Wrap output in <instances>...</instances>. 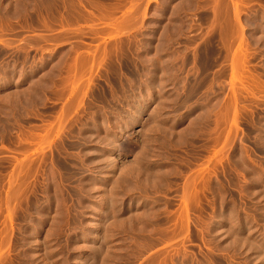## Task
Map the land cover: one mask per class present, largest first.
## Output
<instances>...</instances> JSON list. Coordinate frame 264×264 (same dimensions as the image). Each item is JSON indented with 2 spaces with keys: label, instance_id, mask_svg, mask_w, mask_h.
Returning <instances> with one entry per match:
<instances>
[{
  "label": "rangeland",
  "instance_id": "rangeland-1",
  "mask_svg": "<svg viewBox=\"0 0 264 264\" xmlns=\"http://www.w3.org/2000/svg\"><path fill=\"white\" fill-rule=\"evenodd\" d=\"M12 1L0 0V264H264V0H72L94 17L66 7L65 38L51 15L46 31L17 19L54 0ZM68 54L97 67L72 76Z\"/></svg>",
  "mask_w": 264,
  "mask_h": 264
},
{
  "label": "bare ground",
  "instance_id": "bare-ground-1",
  "mask_svg": "<svg viewBox=\"0 0 264 264\" xmlns=\"http://www.w3.org/2000/svg\"><path fill=\"white\" fill-rule=\"evenodd\" d=\"M2 1H3V0H2ZM18 1H19V0H18ZM25 1H26V0H25ZM37 1H39V0H37ZM54 1H55V2H54V5H53L52 7L49 6V9H48V7H47L46 10H43V8L40 7L43 11L39 10V6H38V8H37L38 11H36V10H35V7L33 6V7H34V12H35V13L33 12V14H29V13L31 12V10H30V8H27V7H28V5H30L31 3H30V1H26V2H29L30 4H28L27 7L23 8L21 12H18L19 9H21V8H19V9L16 10V12L18 13V18H17V19L20 20V18H23V19L25 20L26 18H27V19H28V18H30V19L32 18L33 20L36 19V20H34V22H35V21H36V22H37V21H39V22L42 21L41 23H43L44 25H42V24H40V25H42L43 30L46 31L48 27L44 29V26L46 27V22H44V21H46V19H44L45 17L43 16V14H47L48 16L51 15V17H50V16H49V17L52 18V20L55 19L59 24H61L62 32H63V34H64V37H63V38H65V36L68 37L70 33H71V35H72V33L75 32L73 29L70 28V27H71V22L67 21V22L69 23V26H70V27L68 26L69 28L67 27L68 23H67V25L64 26V24L66 23L65 21L68 20L67 18H69L68 16H67V18H66V16H65L66 13H65V12H68L69 9H70V11H69L70 14H71V13H74L73 16L77 14L76 16H77V18H78V15H79V17H80L81 20H80L79 18H78L79 20L76 18V19L78 20V22H79V21L81 22L82 19H83V22H86L87 19H92V17H94L93 12H91L90 10H85V7H84V5H83V3H84L83 1H82L83 3H80L81 1L79 0L80 2H79V3L76 2L77 4H76L75 2H73L72 0H70V2H68L67 0H65V1H64V0H54ZM74 1H76V0H74ZM88 1H89V0H88ZM90 1L92 2L93 0H90ZM90 1H89V3H86V4L84 3V4L87 6V4H90ZM4 2H5V1H4ZM16 2H17V0L14 1V3H16ZM20 2H23V1L21 0ZM20 2H19V3H20ZM26 2H25V3H26ZM34 2H35V1H34ZM34 2H33V3H34ZM39 2H40V1H39ZM44 2H48V1L46 0V1H44ZM44 2H43V3H44ZM67 2H68L69 4H68ZM94 2H95V1H94ZM96 2H97V1H96ZM0 3H1V2H0ZM6 3H7V1H6ZM9 3H11V2H9ZM12 3H13V1H12ZM14 3H13V4H14ZM17 3H18V2H17ZM33 3H32V4H33ZM50 3H52V2L50 1ZM97 3H98V2H97ZM99 3H100V2H99ZM23 4H24V2H23ZM34 4H36V3H34ZM37 4H38V3H37ZM40 4H41V2H40ZM40 4H39V5H40ZM44 4H46V3H44ZM65 4H67V6H66ZM92 4H93V3H92ZM95 4H96V3H95ZM95 4H94V6H95L96 8L98 7V9H99V6H100V5L98 6V5H95ZM10 5H11V4H10ZM10 5H9V6H10ZM15 5H16V4H15ZM50 5H51V4H50ZM6 6H8V4L5 5V8H8V7H6ZM13 6H14V5H13ZM16 6H18V5H16ZM25 6H26V5H25ZM31 6H32V5H30V7H31ZM40 6H41V5H40ZM47 6H48V5H47ZM94 6L92 5L91 7H94ZM134 6H136V5H133L132 7L134 8ZM11 7H12V5H11ZM18 7H21V4H20ZM36 7H37V5H36ZM42 7H43V4H42ZM66 7H68V8H67L68 11L65 10ZM103 7H104V6H102V9H103ZM1 8L3 9L4 6H3V7L1 6ZM5 8H4V9H5ZM13 8H14V7H13ZM44 8H46L45 5H44ZM100 8H101V7H100ZM2 9H1V10H2ZM9 9H10V7H9ZM11 9H12V8H11ZM15 9H16V7L14 8V11H15ZM27 9L30 10L29 13H28ZM86 9H87V8H86ZM131 9H132V8H131ZM4 11H5V10H2V12H4ZM14 11H13V12L11 11L10 13L13 14ZM32 11H33V10H32ZM64 11H65V12H64ZM72 11H73V12H72ZM97 11H98V10H97ZM100 11H101V10H100ZM103 11H104V10H103ZM132 11H133V10H132ZM16 12H15V16H16V14H17ZM75 12H76V13H75ZM78 12H79V14H78ZM7 13H8V12H7ZM19 13H20V15L23 16V17L20 16V18H19ZM103 13H104V12H103ZM105 13H106V12H105ZM2 14H3V16H4V13H2ZM2 14H1V15H2ZM11 14H10V15H11ZM22 14H24V15H22ZM68 14H69V13H67L66 15H68ZM129 14H130V13H129ZM133 14H134V13H133ZM5 15H6V14H5ZM10 15H8V16H10ZM106 15H107V14H106ZM113 15H114V14H113ZM8 16H7V17H8ZM12 16H13V15H12ZM12 16H10V18H11ZM15 16H14V17H15ZM76 16H74L73 19H75ZM24 17H25V18H24ZM64 17H65L66 20H64ZM127 17H128V18L125 17L127 20H125V18H123V19H124V21H122V23H124L123 25H122L120 22L117 23L118 26H119L120 24L122 25V27H121V25H120L119 27L117 26V29H118V28H119V29L123 28V31H125V30L128 29V28H126V27H127V24L130 23L132 20H134V19H133L134 16H133V18H132V17L130 18L129 16H127ZM3 18H4V17H2V19H3ZM10 18H9V19L7 18L8 21L10 20ZM50 18H49V19H50ZM129 18H130V19H129ZM4 19H5V18H4ZM7 19H6V20H7ZM12 19H13V18H12ZM47 19H48V18H47ZM33 20H32V21H33ZM50 20H51V19H50ZM55 20H53L54 23H56ZM69 20H71V17L69 18ZM77 20H76V21H77ZM84 20H86V21H84ZM10 21H11V20H10ZM10 21H9V22H10ZM12 21H13V20H12ZM20 21H22V20H20ZM26 21H27V20H26ZM29 21H30V20H29ZM47 21H48V20H47ZM71 21H73V20H71ZM74 21H75V20H74ZM74 21H73V22H74ZM111 21H112V20H111ZM34 22H33V24H35ZM64 22H65V23H64ZM80 22H79V23H80ZM15 23H16V22H15ZM26 23H27V22H26ZM31 23H32V22H31ZM47 23H48V25H49V23H51V21H49V22H47ZM54 23H53V24H54ZM131 23H132V22H131ZM29 24H30V23H29ZM37 24H38V23H37ZM37 24H35V26H38ZM73 24H76V23L74 22ZM73 24H72V25H73ZM50 25H52V24H50ZM50 25H49V26H50ZM56 25H57V24H56ZM125 25H126V27H125ZM129 25H130V24H128V26H129ZM27 26H28V25H27ZM27 26H26V27H27ZM35 26L33 25V28H34ZM53 26L55 27V25H53ZM29 27H32V26L30 25ZM38 27H39V26H38ZM40 27H41V26H40ZM40 27H39V28H40ZM42 27H41V28H42ZM56 27H59V25H57ZM111 27H113V25H111ZM115 27H116V26H115ZM9 28H10V27H9ZM22 28H23V27H22ZM33 28H32V29H33ZM124 28H126V29L124 30ZM34 29L36 30V27H35ZM52 29H53V28L50 27V31H52ZM112 29H114V28H112ZM48 30H49V28H48ZM50 31H48V32H50ZM76 31H77V30H76ZM118 31H120V30H118ZM107 32H108V31H107ZM109 32L111 33V30H110ZM113 32H115V31H113ZM120 32H121V31H120ZM120 32H119V34H120ZM51 33H52V32H51ZM63 34H60V35L63 36ZM73 34H74V33H73ZM104 34H105V33H104ZM49 35H50V34H49ZM55 36H56V35H55ZM105 36H106V35H105ZM43 37H45V36H43ZM43 37H42V38H43ZM48 37H50V38H48ZM60 37H61V36H60ZM60 37H59L58 39H61ZM37 38H38V37H37ZM47 38L50 39V40L52 39V38H51V35H50V36H47ZM47 38H45V39H47ZM63 38H62V39H63ZM35 39H36V37H35ZM39 39H40V35H39ZM48 39H47V40H48ZM55 39H56V38H55ZM58 39H56V40H58ZM41 40H43V39H41ZM47 40L44 41V42L48 43L49 40H48V42H47ZM56 40H53V41H56ZM31 41H33V43H34V37H33V40L28 41V43H30ZM38 41H39L40 43L42 42V41H40V40H38ZM36 42H37V39H36ZM39 42H37V43H39ZM37 43H35V44H36V45H35V48H36V47H39L38 50H41V48H42V51H44V50H43V49H45V47L43 48L44 45L41 47V46H39V45H40V43H39V45L37 46ZM51 43H52V42H51ZM0 44H1L2 47L5 48V49L10 47V44H9V43H4V42L1 41ZM42 44H43V43H42ZM24 45H25V44H24ZM50 45H51V44H50ZM26 46H27V48H25V49H31V48H28V46H30V44H28V45H26ZM26 46H25V47H26ZM31 46H34V45L31 44ZM48 46H49V45H48ZM48 46H47V44H46V47L48 48V49L46 48L47 51H49V50L51 49V48H50L51 46H50V47H48ZM52 46H53V44H52ZM73 46H74V45H73ZM76 46H77V45H76ZM76 46H75V48H76ZM55 47H56V45H55ZM55 47L53 46V48H55ZM81 47H84V46L81 45ZM49 48H50V49H49ZM58 48H59V47H57V50H58ZM101 48H102V47H101ZM22 49H23V51H24V52H23L24 54H25L26 52H29V51H26V52H25L24 47H23ZM32 49H34V47H32ZM78 49H79V46H78ZM86 49H87V48H86ZM99 49H100V48H99ZM106 49H107V48H106ZM1 50H2V48H1ZM46 50H45V52H46ZM52 50L54 51L55 49H52ZM59 50H60V49H59ZM63 50H64V49H63ZM76 50H77V49H75V51H76ZM83 50H84V48H83ZM2 51H3L4 54H5V50H2ZM6 51H7V49H6ZM30 51H32V50H30ZM55 51H56V50H55ZM60 51H61V50H60ZM72 51H74V48L71 50V52H72ZM75 51H74V52H75ZM80 51H81V50H80ZM89 51H90V53H92L91 50H89ZM93 51H95V49H94ZM0 52H1V51H0ZM3 52H2V53H3ZM39 52H41V51H39ZM49 52H50V51H49ZM57 52H58V51H57ZM63 52H65V51H63ZM63 52H62V53H63ZM71 52H70V50H69V53H71ZM21 53H22V52H21ZM23 53H22V55H23ZM37 53H38V52H37ZM50 53H51V52H50ZM72 53H73V52H72ZM79 53H80V52H79ZM79 53L77 52V53H75V55H76V54H79ZM81 53H84V52H81ZM81 53H80V54H81ZM95 53H97V52H95ZM111 53H112V52H111ZM0 54H1V53H0ZM29 54H30V53H29ZM40 54H41V53H40ZM42 54H43V53H42ZM47 54H48V52H47ZM51 54H52V53H51ZM63 54H67V52H65V53H63ZM73 54H74V53H73ZM73 54H72V56H75V55H73ZM84 54H85V53H84ZM84 54H83V55H84ZM1 55H3V54H1ZM20 55H21V54H20ZM22 55H21V56H22ZM44 55H46V53H45ZM53 55H54V54H53ZM56 55H57V54H56ZM70 55H71V54H70ZM83 55H81L82 57H80V58H81V61H80V58H79V57H78L79 60L76 59V57H75L74 62H72V61H73V60H72L73 57L71 58V57L69 56V54H68V56H65V57H69V58L71 59V62H70V61H68V62L72 63V68H71V69H73V73H72L73 75L70 74V76H71V75L74 76V73H76L75 75H78V76H79V74H81L82 72H85L87 69H88V71H89V73H90V71L92 70V68L96 66V64L94 63V61L96 60V59H95L96 57L93 56L94 59H95V60H93V58L91 59L90 56L88 57L87 55H86V56L84 55V56H85V57H84ZM89 55H90V54H89ZM92 55H93V54H92ZM92 55H91V56H92ZM4 56H6V55H4ZM4 56H0V58H1V57L3 58ZM23 56H24V55H23ZM60 56H62L61 53H60ZM60 56H59V57H60ZM104 56H105V55H104ZM28 57H29V56H28ZM31 57H33V56H31ZM42 57H43V56H42ZM46 57H47V56H46ZM46 57L44 56L43 58H46ZM49 57H50V55H49ZM49 57H48V58H49ZM59 57L56 56V59L59 58ZM63 57H64V56H63ZM63 57H62V58H63ZM23 58H24V57H23ZM33 58H34V57H33ZM38 58H39V59H38ZM38 58H37L38 60H42V59H43V58H41V57H38ZM40 58H41V59H40ZM105 58H106V57H105ZM26 59H27V56H26ZM28 59H29V58H28ZM49 59H50V58H49ZM65 59L68 60L67 58H65ZM65 59H64V60H65ZM100 59H101V58H100ZM33 60H36V59H33ZM45 60H47V58L44 59L43 61H45ZM50 60H52V59H50ZM57 60H58V59H57ZM61 60H63V59H61ZM64 60H63V61H64ZM97 60H98V58H97ZM54 61H55V60H54ZM59 61H60V60H59ZM63 61H62V62H63ZM100 61H101V60H100ZM47 62H48V61H47ZM51 62H52V61H51ZM62 62H61V63H62ZM68 62H64V64L66 63L65 65H69ZM78 62L80 63V65H79ZM34 63H35V61H34ZM34 63H33V64H34ZM37 63H38V62H37ZM45 63H46V62H44V64H45ZM48 63H49V62H48ZM52 63H53V62H52ZM61 63H59V64H61ZM73 63H74V64H73ZM97 63H98V61H97ZM39 64H41V66H42L41 61H40ZM55 64H58V61H57ZM62 64H63V63H62ZM62 64H61V65H62ZM100 64H101V63H100ZM48 65H49V64H48ZM61 65H59V66H61ZM93 65H94V66H93ZM44 66H46V65H44ZM44 66H43V67H44ZM53 66H54V65H52V69L54 68ZM55 66H56V65H55ZM69 66H70V65H69ZM2 67H4V66H1V68H2ZM36 67H38V66H36ZM48 67H49V66H48ZM50 67H51V66H50ZM56 67H58V66H56ZM56 67H55V69H56ZM61 67H62V66H61ZM61 67H59V68H61ZM70 67H71V66H70ZM96 67H97V66H96ZM96 67H95V68H96ZM8 68H9V67H8ZM19 68H20V67H19ZM21 68L23 69V68H24V65H23V67H21ZM45 68H46V67H45ZM62 68L64 69V67H62ZM3 69H4V68H3ZM3 69H2V71H3ZM34 69H35V68H34ZM42 69H43V68H42ZM47 69H48V68H47ZM50 69H51V68H50ZM65 69H66V68H65ZM23 70H24V69H23ZM39 70H40V69H39ZM39 70H38V71H39ZM57 70H58V69H57ZM0 71H1V70H0ZM5 71H6V69H5ZM20 71H21V69H19V73H20V75H22ZM26 71H27V70H26ZM26 71H25V72H26ZM32 71H33V70H32ZM32 71H31V72H32ZM45 71H46V69H45ZM48 71H49V70H48ZM48 71H47V72H48ZM50 71H51V70H50ZM50 71H49V72H50ZM61 71H63V70H61ZM65 71H68V70L66 69ZM3 72H4V71H3ZM16 72H17V71H16ZM27 72H30V71H27ZM36 72H37V71H36ZM36 72H35V73H36ZM39 72H40V71H39ZM51 72L54 73L53 70H52ZM51 72H50V74H49V73H48V74L51 75ZM55 72H56V71H55ZM77 72H78V74H77ZM79 72H80V73H79ZM93 72H94V71H93ZM1 73H2V72H1ZM58 73H59V71H58ZM58 73L56 72V74H58ZM66 73H67V76H68V75H69L68 72H66ZM31 74H32V73H31ZM36 74H37V73H36ZM42 74H43V73H42ZM59 74H60V73H59ZM17 75H18V74H17ZM20 75H18V77H19ZM34 75H35V74H34ZM82 75H84V73H83ZM88 75H89V74H88ZM22 76H23V75H22ZM22 76H21V77H22ZM28 76H29V74H28ZM30 76H31V75H30ZM72 76H71V78H72ZM80 76H81V75H80ZM14 77H15V75H14ZM51 77H52V75H51ZM51 77L49 76V78H51ZM54 77H55V75H54ZM81 77H82V76H81ZM30 78H31V77H30ZM38 78H39V80L41 81V76L38 77ZM67 78H68V77H67ZM74 78H75V77H74ZM20 79H21V78H20ZM31 79H32V78H31ZM31 79H30V80H31ZM34 79H35V78H34ZM63 79H64V78H63ZM72 79H73V78H72ZM77 79L79 80V81H78V83H79V82H80L79 77L76 78V82H77ZM42 80H43V79H42ZM48 80H50V79H48ZM18 81H19V80H18ZM18 81H17L16 83H19V82H20V81H19V82H18ZM21 81H22V80H21ZM31 81H32V80H31ZM44 81L47 82L46 80H44ZM33 82H35V80H34ZM65 82H66V81H65V79H64L63 83H65ZM69 82H70V81H68V83H69ZM72 82H73V81H72ZM89 82H90V80H89ZM73 83H74V82H73ZM73 83H72V84H73ZM78 83H77V84H78ZM69 84H70V83H69ZM75 84H76V83H75ZM87 85H88V84H87ZM72 87H74V89H75V88H77V85L72 86ZM67 88H68V87H67ZM70 90H72V89H70ZM78 91H79V90H78ZM75 92H77V90H76ZM84 94H85V93H84ZM63 95H64V94H63ZM69 95H70V93H69ZM78 95H79V92H78ZM78 95H77V93L75 94V96H77V97L80 98V99H81L82 96H83V95H79V96H80V97H79ZM75 96H74V97H75ZM2 99H3V98H2ZM76 99H77V98H76ZM80 99H78V100L80 101ZM83 100H84V99H83ZM0 101L3 103V100H0ZM74 101H75V100H74ZM81 101H82V100H81ZM4 102L7 103V101H4ZM72 102H73V101H72ZM79 103H80V102H78L77 104H79ZM7 104H8V103H7ZM72 104H73V103H72ZM79 105H82V102H81V104H79ZM0 106H2V105H0ZM4 106H6V105H4ZM4 106H3V107H4ZM68 106H69V105H68ZM74 107H75V106H74ZM1 108H2V107H1ZM68 108H69V107H67V111H71V110H69V109H71V108H69V109H68ZM77 108H78V107H77ZM4 109H5V108H2V109L0 110V111H1V112H0L1 115H2V110H4ZM5 110H6V109H5ZM5 110H4V111H5ZM62 110H63V109H62ZM65 110H66V109H64V112H65ZM137 111H138V110H137ZM10 112H11V111H10ZM3 113H4L3 115H5V112H3ZM65 113H66V112H65ZM65 113H62V114L60 115V116H61V117H60V121H61V122L63 121L64 117L67 116V115L65 116ZM74 113H76V112H74ZM7 114H8V112H7ZM66 114H67V113H66ZM133 114H134V113H133ZM7 116H9V115H6V118H7ZM2 117H3V116H2ZM10 117H11V116H10ZM66 118H67V117H66ZM58 119H59V118H58ZM0 120L2 121V118H1ZM3 120H5V119H3ZM126 120H127V119H126ZM129 120H130V119H129ZM1 121H0V123H2V122H3L4 124L6 123V122H4V121H2V122H1ZM5 121H6V120H5ZM65 121H66V120H65ZM65 121H63L62 123H64ZM57 122H58V121H57ZM125 122H126V121H125ZM59 123H60V122H59ZM4 124H2V127L5 126ZM57 124H58V123H57ZM64 124H65V123H64ZM0 125H1V124H0ZM6 126H8L7 123H6ZM64 126H65V125H63L62 127H64ZM2 127H1V129H2ZM62 127L60 126L61 129H63ZM98 127H99V125H98ZM5 128H7V127H5ZM49 128H50V127H49ZM58 128H59V127H58ZM100 128H101V127H100ZM1 129H0V130H1ZM3 129H4V127H3ZM10 129H11V127H10ZM10 129H9V130H10ZM118 129H119V128H118ZM5 131H6V130H5ZM5 131H4V132H5ZM48 131H50V130H48ZM48 131H47V132H48ZM60 131H61V130H60ZM116 131H117V130H116ZM119 131H120V130H119ZM119 131H118V132H119ZM0 132L2 133V131H0ZM47 134H48V133H47ZM47 134H46V137H44L43 139H48L47 136H48L49 134H48V135H47ZM27 135H28V134H27ZM29 135H30V134H29ZM39 136H40V135H39ZM37 137H38V136H37ZM42 137H43V136H42ZM38 138H39V137H38ZM40 138H41V137H40ZM40 138H39V139H40ZM35 139H37V138H35ZM39 139H38V140H39ZM43 139H42V142H43ZM108 140H109V139H107L106 142H110V141H111V140H110V141H108ZM121 140H122V139H121ZM98 141H99V140H98ZM113 141H114V139H113ZM34 142H35V141H34ZM39 143H40V141H39ZM98 143H99V142H98ZM32 144H33V143H32ZM100 144H102V143H100ZM105 144H106V143H105ZM108 144H109V143H107V145H108ZM110 144L112 145V142H111ZM114 144H116V143H114ZM30 145H31V144H30ZM103 145H104V144H103ZM107 145H106V146H107ZM109 146H110V145H109ZM114 146H115V145H114ZM114 146H113V147H114ZM102 148H103V147H102ZM104 148H105V146H104ZM114 148L117 149V148H119V147H117V148L114 147ZM114 148H113V150L115 151ZM120 148H121V147H120ZM117 151H118V150H117ZM102 152H103V151H102ZM23 165H24V164H23ZM29 165H30V164H29ZM27 166H28V164H27ZM22 167H23V166H22ZM21 169H22V168H21ZM28 170H29V169H28ZM29 171H30V170H29ZM201 174H202V173H201ZM201 174H200V175H201ZM198 175H199V174H198ZM202 176H203V175H202ZM200 177H201V176H199V178H200ZM197 178H198V177H197ZM12 179H13V178H12ZM14 179H15V178H14ZM204 179H205V178H204ZM206 179H208V178H206ZM194 180H195V179H194ZM198 180H199V179H198ZM200 180H201V179H200ZM190 181H191V180H190ZM196 181H197V179H196ZM193 182H194V181H192V183H189L190 185H188V184L186 185V187H187L186 189H187V190L184 188V189L186 190L185 192H187V191L189 190V187L191 188V185L193 186ZM197 182H198V181H197ZM10 183H11V182H10ZM187 183H188V182H187ZM195 183H196V182H195ZM197 184H198V183H197ZM199 184H200V183H199ZM205 184H206V183H205ZM11 185H12V183H11ZM195 185H196V184H195ZM19 190H20V189H19ZM191 190H192V189H191ZM204 190H205V189H204ZM126 191H127V190H126ZM195 191H196V190H195ZM202 191H203V190H202ZM202 191H201V192H202ZM185 192H184V195L186 194ZM189 192H190V190L187 192L186 200H188V201H192L193 199H190V198L193 197V196L188 195ZM191 193H192V192H191ZM196 193H197V192H196ZM189 194H190V193H189ZM196 196L198 197L199 194L197 193ZM196 196H195V194H194V197H193V198H194L195 200H196V198H197ZM107 197H108V196H107ZM183 197H184V196H183ZM104 198H105V197H104ZM198 198H200V196H199ZM106 200H108V199H106ZM186 200L183 202L184 204H185ZM188 201H187L186 203H190V202H188ZM196 201H197V200H196ZM196 201H193V202H196ZM193 202H192V203H193ZM102 203H103V202H102ZM192 203H191V204H192ZM9 204H10V202H9ZM102 205H103V204H102ZM182 205H183V204H182ZM8 206H9V205H8ZM189 206H190V204H189ZM183 207H187V206H183ZM7 210H8V208H7ZM187 210H188V209L185 208V210L182 211V212H185V211H187ZM188 211H189V210H188ZM188 211H187V212H188ZM181 214H182V216H183L184 214H186V215L188 216L187 213H181ZM186 215H185V216H186ZM185 216L182 217V218H184L183 221L181 220L182 223L184 222L185 219H186L185 221H188V218H185ZM182 218H181V219H182ZM94 219H95V218H94ZM219 220H220V219H219ZM131 221H132V220H131ZM131 221H130V222H131ZM101 223H102V222H101ZM103 223H104V222H103ZM182 223H181V224H182ZM186 224H187V223H185V225H186ZM98 225H99V224H98ZM101 226H102V225H101ZM103 226H104V225H103ZM180 227H181V226H180ZM184 227H185V226H184V224H183L182 228H184ZM186 227H188V226L186 225ZM186 227H185V228H186ZM97 228H98V227H97ZM102 228H103V227H102ZM102 228H101V229H102ZM185 228H184V229H185ZM186 232H187V231H186ZM257 251H258V250H257ZM260 251H261V250H260ZM258 254H259V252H258Z\"/></svg>",
  "mask_w": 264,
  "mask_h": 264
}]
</instances>
